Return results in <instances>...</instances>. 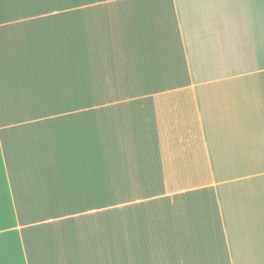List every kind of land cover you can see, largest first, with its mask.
I'll use <instances>...</instances> for the list:
<instances>
[{
  "label": "crops",
  "instance_id": "obj_1",
  "mask_svg": "<svg viewBox=\"0 0 264 264\" xmlns=\"http://www.w3.org/2000/svg\"><path fill=\"white\" fill-rule=\"evenodd\" d=\"M264 264V0H0V264Z\"/></svg>",
  "mask_w": 264,
  "mask_h": 264
},
{
  "label": "rangeland",
  "instance_id": "obj_2",
  "mask_svg": "<svg viewBox=\"0 0 264 264\" xmlns=\"http://www.w3.org/2000/svg\"><path fill=\"white\" fill-rule=\"evenodd\" d=\"M250 264V263H249ZM254 264H259V260H258V262L257 263H254Z\"/></svg>",
  "mask_w": 264,
  "mask_h": 264
}]
</instances>
